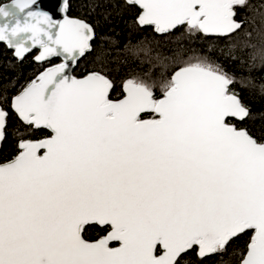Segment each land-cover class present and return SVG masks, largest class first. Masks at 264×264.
Listing matches in <instances>:
<instances>
[{"label":"snow or ice","instance_id":"obj_1","mask_svg":"<svg viewBox=\"0 0 264 264\" xmlns=\"http://www.w3.org/2000/svg\"><path fill=\"white\" fill-rule=\"evenodd\" d=\"M126 3L159 34L223 39L249 23L247 0ZM35 4L0 6V42L20 59L36 48L37 62H62L0 92V141L9 108L21 121L15 155L0 159V264H205L229 252L264 264V139L233 123L249 115L236 80L178 48L173 71L160 61L159 81L129 78L113 98L103 71L71 75L94 29Z\"/></svg>","mask_w":264,"mask_h":264},{"label":"trees","instance_id":"obj_2","mask_svg":"<svg viewBox=\"0 0 264 264\" xmlns=\"http://www.w3.org/2000/svg\"><path fill=\"white\" fill-rule=\"evenodd\" d=\"M5 0H0V4ZM264 0H247L248 7L240 10L239 18H248L249 23L243 31L228 38H217L195 33L185 29L174 30L170 34L156 33L152 26H140L137 23L139 8L126 3V0H68V14L88 21L95 33L92 41L93 51L80 58L74 67V73L83 75L93 70L103 71L112 81L115 91L113 98L120 96L122 84L129 78L143 80L146 83L159 81L161 77L160 61L170 64L173 53L178 48L203 54L217 63L223 71L236 80L235 90L241 102L247 107L249 115L244 119H235L233 123L246 128L255 138L264 139ZM141 48L151 49L153 57L159 61L148 63L141 52L132 53ZM36 49L18 58L13 49L0 42V92L4 86L9 88L6 95L35 78L48 63L34 59ZM255 57V58H254ZM54 58L52 63L59 61ZM173 71V66L168 67ZM156 95L159 96L157 90ZM5 127V138L0 143V159L15 155L18 130L21 121L10 108ZM35 135L43 137L37 131ZM90 234L89 238H94ZM239 243H243L242 241ZM190 264H199L195 255L186 257ZM238 254L229 252L224 257L205 261V264H236Z\"/></svg>","mask_w":264,"mask_h":264},{"label":"water","instance_id":"obj_3","mask_svg":"<svg viewBox=\"0 0 264 264\" xmlns=\"http://www.w3.org/2000/svg\"><path fill=\"white\" fill-rule=\"evenodd\" d=\"M13 0H5L3 1L0 6H3V5H10L12 4ZM33 11H40V12H45V13H48L52 18L53 20L57 21V22H61L63 21L65 18H68V19H80V20H83L85 22H87L91 27L92 25L86 21L85 19L81 18V17H77V16H72L70 14H68V0H36V4L32 7ZM25 14H21V19H23V16ZM139 15V14H138ZM93 28V27H92ZM6 43V42H5ZM30 41H29V45H30ZM7 44V43H6ZM13 49L14 51V54H15V49L14 48H11ZM36 48H33L32 50H34ZM26 55V54H25ZM38 55V49H36V52L34 54V57ZM62 62V59L60 58V61L58 62H55V63H52V64H58V63H61ZM52 64H49L47 66H45L44 68L46 67H50L52 66ZM75 67V66H74ZM74 67L71 71V75L73 76H76L77 78H80L84 75H86L87 73L83 74V75H77L74 73ZM44 68L40 71L42 72L44 70ZM39 72V73H40ZM242 103V102H241ZM243 104V103H242ZM244 105V104H243ZM245 106V105H244ZM246 107V106H245ZM247 109V107H246ZM238 128H242V129H246L244 127H241V126H237ZM248 131V130H247ZM250 133V132H249ZM251 134V133H250ZM252 135V134H251ZM253 136V135H252ZM254 137V136H253ZM255 138V137H254ZM1 143V141H0Z\"/></svg>","mask_w":264,"mask_h":264},{"label":"flooded vegetation","instance_id":"obj_4","mask_svg":"<svg viewBox=\"0 0 264 264\" xmlns=\"http://www.w3.org/2000/svg\"><path fill=\"white\" fill-rule=\"evenodd\" d=\"M60 61V60H59ZM58 62V61H57ZM55 63V62H54ZM49 65V64H48Z\"/></svg>","mask_w":264,"mask_h":264}]
</instances>
